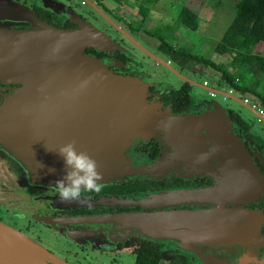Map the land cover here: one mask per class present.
<instances>
[{
  "label": "flooded vegetation",
  "instance_id": "af4514ba",
  "mask_svg": "<svg viewBox=\"0 0 264 264\" xmlns=\"http://www.w3.org/2000/svg\"><path fill=\"white\" fill-rule=\"evenodd\" d=\"M16 1L40 24L88 27L113 40L111 50L84 53L112 74L138 78L156 124L127 147L126 172L101 182L100 192L63 202L53 188L12 191L0 200V222L42 245L58 264H264V98L237 90L209 64L173 56L168 44L124 20L121 6L106 0H54L66 14L49 11V0ZM13 87L0 82V94ZM169 126L188 136L171 134ZM225 142L248 153L250 177L243 183L229 175ZM161 212L191 214L189 233L142 236L120 220ZM45 235L55 248L45 246Z\"/></svg>",
  "mask_w": 264,
  "mask_h": 264
},
{
  "label": "water",
  "instance_id": "95a60500",
  "mask_svg": "<svg viewBox=\"0 0 264 264\" xmlns=\"http://www.w3.org/2000/svg\"><path fill=\"white\" fill-rule=\"evenodd\" d=\"M45 4L49 11L66 14L54 0ZM30 24L41 29H13ZM115 47L103 32L43 25L27 6L0 0V82L14 86L0 94V171L6 176L0 178V192L12 195L26 188H53L64 174L58 149L69 142L96 161L101 182L123 176L124 151L156 123L154 113L143 104L145 90L138 78L112 74L84 53L87 48ZM169 132L188 136L179 127L169 126ZM225 143L229 175L243 183L250 177L248 153L238 143ZM49 168L54 171L49 173ZM190 215L143 213L120 220L133 224L138 235L178 238L179 233H189ZM49 263H59L54 254L0 222V264Z\"/></svg>",
  "mask_w": 264,
  "mask_h": 264
},
{
  "label": "rangeland",
  "instance_id": "374dc122",
  "mask_svg": "<svg viewBox=\"0 0 264 264\" xmlns=\"http://www.w3.org/2000/svg\"><path fill=\"white\" fill-rule=\"evenodd\" d=\"M106 2L112 8L115 6L108 0ZM236 3L237 0H160L154 6H150L147 16L143 18L138 12L139 4L130 1L121 5L119 14L124 17V20L134 23L136 27L139 28L141 26L146 31L154 32L166 26L171 27L175 24H180L179 12L184 6L197 15L198 28L196 31H191L180 24L179 29L176 31L177 41L174 42L175 45L173 46L182 45L189 49L192 54L201 55L216 65H227L232 57L230 55L219 56L215 51V47L233 21ZM115 7L116 9L119 8L118 6ZM263 51L264 44L261 43L257 46L255 52L262 54ZM232 72L233 70H231ZM240 72L245 73L244 68H241ZM250 72V74L243 75V82L239 81V84L252 85L253 90L264 98V73L260 72L256 67L252 68ZM236 76L238 77V74ZM0 178L6 179L4 170L0 171ZM25 190H29V188ZM2 192H0V200L5 199L7 196ZM50 232L53 231L50 230ZM50 237V235H45L42 240L46 247L53 249L55 245L52 244L53 239Z\"/></svg>",
  "mask_w": 264,
  "mask_h": 264
},
{
  "label": "trees",
  "instance_id": "16d2710c",
  "mask_svg": "<svg viewBox=\"0 0 264 264\" xmlns=\"http://www.w3.org/2000/svg\"><path fill=\"white\" fill-rule=\"evenodd\" d=\"M108 1L116 6H121L130 1L136 2L139 4L138 12L144 18L147 16L150 6H154L160 0ZM235 11L233 21L215 47V51L219 56L230 55L232 57L227 65H216L201 55L192 54L189 49L182 45L172 46L177 41L176 31L179 29L180 24L191 31H196L198 28L197 15L184 6L179 12L180 24L171 27L166 26L163 29L156 28L157 30L151 32V34L157 35L162 43L168 44L170 53L172 52L173 56H187L195 61L209 64L214 69L222 71L237 90L261 97L259 93L253 90L252 85L239 84V81L243 82V75L250 74V70L254 67L264 73V51L262 54L255 52L259 44H264V0H237ZM241 68H244L245 73L240 72ZM231 70H233L232 73Z\"/></svg>",
  "mask_w": 264,
  "mask_h": 264
},
{
  "label": "clouds",
  "instance_id": "9594fccd",
  "mask_svg": "<svg viewBox=\"0 0 264 264\" xmlns=\"http://www.w3.org/2000/svg\"><path fill=\"white\" fill-rule=\"evenodd\" d=\"M58 154L63 160L64 174L51 185L59 200L79 201L82 193H98L102 190L101 176L96 161L86 152L77 151L73 142L59 147ZM54 169L49 168L48 172Z\"/></svg>",
  "mask_w": 264,
  "mask_h": 264
}]
</instances>
